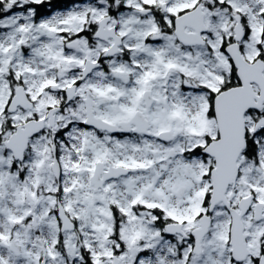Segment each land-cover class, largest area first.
Returning <instances> with one entry per match:
<instances>
[{"label": "snow or ice", "instance_id": "6c2138e0", "mask_svg": "<svg viewBox=\"0 0 264 264\" xmlns=\"http://www.w3.org/2000/svg\"><path fill=\"white\" fill-rule=\"evenodd\" d=\"M0 264H264V0H0Z\"/></svg>", "mask_w": 264, "mask_h": 264}]
</instances>
